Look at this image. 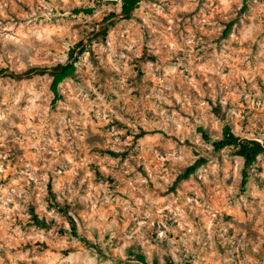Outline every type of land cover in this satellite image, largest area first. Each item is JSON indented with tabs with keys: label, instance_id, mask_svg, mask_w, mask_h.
<instances>
[{
	"label": "rangeland",
	"instance_id": "rangeland-1",
	"mask_svg": "<svg viewBox=\"0 0 264 264\" xmlns=\"http://www.w3.org/2000/svg\"><path fill=\"white\" fill-rule=\"evenodd\" d=\"M119 12L0 0V264H264V152L242 186L243 160L212 146L264 139V0Z\"/></svg>",
	"mask_w": 264,
	"mask_h": 264
},
{
	"label": "trees",
	"instance_id": "trees-1",
	"mask_svg": "<svg viewBox=\"0 0 264 264\" xmlns=\"http://www.w3.org/2000/svg\"><path fill=\"white\" fill-rule=\"evenodd\" d=\"M142 0H116V3L120 6V12L119 15H121L125 19H130L131 13L133 10L138 6V4ZM92 12V9L89 8H76L72 11L73 15H79V14H90ZM111 17L114 16V14H110ZM231 28V24H228L226 27L224 33L227 34ZM108 31V26H103L100 30L98 36L105 37L106 33ZM70 56H73V51L70 52ZM75 71V64L73 62H70L68 65H61L56 67L51 73V82L49 85V91L52 94V103L57 102L60 99V93H59V87L60 85L68 79ZM4 72L3 69H0V74ZM198 132L201 133L202 138L205 141L209 140V137L201 131V129H198ZM212 146L216 151L222 150L226 147H232L235 150V155L240 157L243 160V164L245 167V170L242 172V179H241V185L245 186L247 183V171L246 168L253 165L255 162L257 156L264 152V139L261 143L253 141V140H245L241 139L231 133H227L224 135L223 139L213 141ZM205 161L203 159H199L194 164L188 166L185 170V172L179 176L175 183L178 181L187 179L189 176H191L197 169L199 164L204 163ZM33 220L36 224L40 226H45L44 222L40 221L37 216L33 215ZM71 236L76 237L75 228L73 227L70 231ZM138 260L140 263L144 264V258L138 257Z\"/></svg>",
	"mask_w": 264,
	"mask_h": 264
}]
</instances>
